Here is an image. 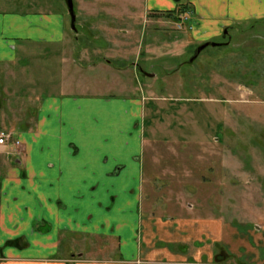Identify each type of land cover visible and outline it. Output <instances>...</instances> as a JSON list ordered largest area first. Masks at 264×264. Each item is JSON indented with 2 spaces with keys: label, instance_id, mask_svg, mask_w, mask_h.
Returning a JSON list of instances; mask_svg holds the SVG:
<instances>
[{
  "label": "rangeland",
  "instance_id": "rangeland-1",
  "mask_svg": "<svg viewBox=\"0 0 264 264\" xmlns=\"http://www.w3.org/2000/svg\"><path fill=\"white\" fill-rule=\"evenodd\" d=\"M46 1L66 14L68 37L1 67L0 134L33 125L41 95L141 102L137 264H264V18L233 24L198 55L207 42L191 6L182 24L147 0H74L76 33L66 1ZM116 243L94 240L83 254L117 260Z\"/></svg>",
  "mask_w": 264,
  "mask_h": 264
},
{
  "label": "crops",
  "instance_id": "crops-1",
  "mask_svg": "<svg viewBox=\"0 0 264 264\" xmlns=\"http://www.w3.org/2000/svg\"><path fill=\"white\" fill-rule=\"evenodd\" d=\"M47 4L21 0L16 10H0V71L15 65L19 54L65 42L66 14ZM187 6L201 42L223 37L233 24L264 18V0H147L154 12ZM38 101L35 123L18 126L10 132L12 141L0 144V264H137L141 102L62 94L41 95ZM16 140L21 157L15 154ZM9 151L13 154L2 159ZM98 239L116 240L119 259L85 256Z\"/></svg>",
  "mask_w": 264,
  "mask_h": 264
},
{
  "label": "water",
  "instance_id": "water-1",
  "mask_svg": "<svg viewBox=\"0 0 264 264\" xmlns=\"http://www.w3.org/2000/svg\"><path fill=\"white\" fill-rule=\"evenodd\" d=\"M66 1V5H67V9L69 12V15L71 17V25L72 28L75 32H77V28H76V23H77V14L75 11V4H74V0H65ZM225 34H227V30L225 31ZM223 44L220 43H213V42H207L204 45H202L201 47H199L197 53L198 55L205 50L207 47L212 46V47H217V46H221ZM195 60V58L193 60H191V62H193ZM153 76V75H150Z\"/></svg>",
  "mask_w": 264,
  "mask_h": 264
},
{
  "label": "built area",
  "instance_id": "built-area-1",
  "mask_svg": "<svg viewBox=\"0 0 264 264\" xmlns=\"http://www.w3.org/2000/svg\"><path fill=\"white\" fill-rule=\"evenodd\" d=\"M188 21H189V16H188V15H185V14L180 15V22H181L182 24H185V23H187ZM10 138H11L10 135H6V134L2 133V134L0 135V144H5V142H6L7 140H9ZM20 145H21V144H20L19 141H16V142H15V146H16L17 148H19Z\"/></svg>",
  "mask_w": 264,
  "mask_h": 264
},
{
  "label": "trees",
  "instance_id": "trees-1",
  "mask_svg": "<svg viewBox=\"0 0 264 264\" xmlns=\"http://www.w3.org/2000/svg\"><path fill=\"white\" fill-rule=\"evenodd\" d=\"M186 8H184L185 10ZM183 8H178L176 11H169L166 12L167 17L172 18V19H177L180 21V16L177 18V14L181 11H184Z\"/></svg>",
  "mask_w": 264,
  "mask_h": 264
},
{
  "label": "flooded vegetation",
  "instance_id": "flooded-vegetation-1",
  "mask_svg": "<svg viewBox=\"0 0 264 264\" xmlns=\"http://www.w3.org/2000/svg\"><path fill=\"white\" fill-rule=\"evenodd\" d=\"M76 28H77V23H76ZM77 29H78V28H77ZM77 31H78V30H77ZM76 33H77V32H76ZM1 134H2V133H1ZM1 134H0V135H1ZM4 134H6V135H10V136H11V138L5 142V143H10V142L12 141V139H13L12 133H4ZM16 141H18V140H16ZM16 141H15V142H16ZM19 142H20V141H19ZM20 144H21V142H20ZM20 146H21V145H20ZM15 147H16V146H15ZM16 149H17V150H16V153H15L16 156H20V157H21V156H22V153H23L22 150L20 149V147H19V148L16 147Z\"/></svg>",
  "mask_w": 264,
  "mask_h": 264
}]
</instances>
